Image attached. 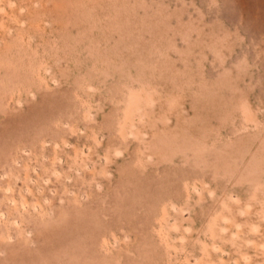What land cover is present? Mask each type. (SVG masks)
<instances>
[{
	"label": "rangeland",
	"instance_id": "rangeland-1",
	"mask_svg": "<svg viewBox=\"0 0 264 264\" xmlns=\"http://www.w3.org/2000/svg\"><path fill=\"white\" fill-rule=\"evenodd\" d=\"M0 264H264V0H0Z\"/></svg>",
	"mask_w": 264,
	"mask_h": 264
}]
</instances>
